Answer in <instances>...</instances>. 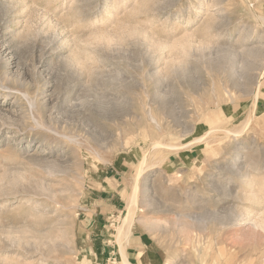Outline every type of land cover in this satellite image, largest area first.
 I'll return each instance as SVG.
<instances>
[{
    "label": "rangeland",
    "instance_id": "374dc122",
    "mask_svg": "<svg viewBox=\"0 0 264 264\" xmlns=\"http://www.w3.org/2000/svg\"><path fill=\"white\" fill-rule=\"evenodd\" d=\"M261 18L264 0H0V264H124L142 163L130 264H264ZM115 188L118 247L92 252L85 206Z\"/></svg>",
    "mask_w": 264,
    "mask_h": 264
},
{
    "label": "bare ground",
    "instance_id": "6f19581e",
    "mask_svg": "<svg viewBox=\"0 0 264 264\" xmlns=\"http://www.w3.org/2000/svg\"><path fill=\"white\" fill-rule=\"evenodd\" d=\"M221 19V18H220ZM262 20H264V18H261ZM208 26V25H207ZM210 29V28H209ZM261 45V44H260ZM246 51H248V53L250 54V53H252L253 51H254V49H252V48H248V49H246ZM184 54H186V53H184ZM186 56V55H185ZM182 58V57H181ZM183 60V59H182ZM228 60V59H227ZM78 61V60H77ZM232 61V60H231ZM213 65V64H212ZM184 66V65H183ZM182 67V66H181ZM231 70V69H230ZM231 71H233V69L231 70ZM232 74V73H231ZM230 74V75H231ZM234 75V71H233V74L231 75V76H233ZM26 98V97H25ZM27 100V99H26ZM33 101V100H32ZM28 106V105H27ZM30 106V105H29ZM32 108V107H31ZM162 112V111H161ZM152 117V116H151ZM151 119V118H150ZM152 120L154 121V123L155 124H157V122H156V120H155V118L153 117L152 118ZM173 124H176L175 122H173ZM41 125V124H40ZM157 126L159 127V125L157 124ZM175 126V125H174ZM157 128V127H156ZM191 130V129H190ZM183 132V131H182ZM187 132H189V131H184L183 132V134H186ZM179 134H181V133H179ZM233 134V133H232ZM235 135H237V134H234V136ZM238 136V135H237ZM63 137V136H62ZM235 138V137H234ZM70 140V139H69ZM197 141H199L198 139H197ZM201 141V140H200ZM199 141V142H200ZM75 142V141H74ZM154 146L153 147H158L159 146V144H153ZM172 148V147H171ZM233 157V156H232ZM232 159V158H231ZM246 164V163H245ZM143 172H144V163H142L141 164V166H140V168L138 169V171L136 172V174H135V176L133 177V179H132V181H131V187H132V192H133V194H132V196L131 197H129V198H127V211H126V215H125V217H124V219L122 220V224H121V226H120V229L118 230V234H117V244H118V246H119V251H120V253H121V261L124 263V264H130L128 261H127V259H126V256H125V254H124V252L122 251L123 250V248H122V245H121V240L123 239V238H126V237H128V235L131 233V229H132V226H133V221L135 220V218H134V214H135V212H134V206H135V194H136V192H137V190H138V188H139V186H141L140 185V182H141V179L143 178L142 176H143ZM20 178V177H19ZM247 182V181H246ZM145 183V182H144ZM147 189V188H146ZM196 194V193H195ZM253 196V195H252ZM238 197V196H237ZM248 198V197H247ZM190 201H191V198H190ZM194 202V201H193ZM231 214V213H230ZM244 215H245V213H244ZM244 215H242V213H240V214H237V215H233L232 216V221H231V225L230 226H235L236 228L237 227H239L240 226V224L239 223H241V221H245V218L247 219V217H243ZM231 216V215H230ZM181 217V216H180ZM183 218V217H182ZM185 219H186V217H185ZM175 220V219H174ZM173 220V221H174ZM177 220V219H176ZM183 220V219H182ZM190 220V219H189ZM229 220V219H228ZM227 220V221H228ZM248 220V219H247ZM187 221V220H186ZM178 222H180L179 223V225L180 224H182V226H184V227H187V228H189L188 230H196V229H198V227L200 228V226L201 225H203L204 223L203 222H200V221H198V222H193L191 225H188L189 223L188 222H191V221H188L187 223H185V221L184 222H182V221H178ZM246 222V221H245ZM146 223V222H145ZM174 223V222H173ZM177 223V222H176ZM175 223V224H176ZM174 224V225H175ZM177 225V224H176ZM178 225V226H179ZM253 225V224H252ZM225 226V225H224ZM154 227H156L155 226V224L153 223H151V225H150V228H153L154 229ZM256 227V225L254 224L253 226H252V228L251 229H254ZM149 228V229H150ZM206 228V227H205ZM157 229V228H156ZM256 229V228H255ZM155 230V229H154ZM178 230V229H177ZM194 230V231H195ZM177 232V231H176ZM199 232V231H198ZM205 232V231H204ZM188 236V235H187ZM235 236V235H234ZM29 237H31L30 236V232L28 231V230H23V231H21V232H19V235H18V237L17 238H15V242H26V240H27V238H29ZM34 237V240H35V242H36V244L37 245H41V244H44L45 243V241L48 239V237L46 238V237H44V236H33ZM201 238V237H200ZM193 240V239H192ZM197 239L195 238V241H196ZM21 242V243H22ZM194 242V241H193ZM197 242H198V240H197ZM20 243V244H21ZM16 244V243H15ZM27 244V243H26ZM18 245V244H17ZM28 245V244H27ZM233 245V244H232ZM196 248V247H195ZM225 251V250H224ZM224 253V252H223ZM215 258V257H214ZM231 258V257H230ZM235 259V258H234ZM237 261H238V259H237ZM240 261V260H239ZM219 264L218 263V261H215V263L214 264ZM241 263V262H240ZM239 263V264H240ZM139 264H140V262H139ZM227 264H237V263H234V262H232V260H229V263H228V261H227Z\"/></svg>",
    "mask_w": 264,
    "mask_h": 264
},
{
    "label": "crops",
    "instance_id": "0c3cea01",
    "mask_svg": "<svg viewBox=\"0 0 264 264\" xmlns=\"http://www.w3.org/2000/svg\"><path fill=\"white\" fill-rule=\"evenodd\" d=\"M117 186V185H116ZM116 188L112 190V192L104 191L106 192L108 198V203L103 204L105 208H103L100 212H93L86 207L85 211V218L83 225L85 227L90 226V234H89V247L92 252L94 251V245H105L103 248H100L101 251H104V248H116L118 247L115 244V241L113 243H110L106 240L104 230L106 229V225L110 220L115 219V214L118 209L114 206L121 203L120 198H116L114 194L116 193ZM103 201V200H102ZM120 202V203H119ZM104 203V201H103ZM93 247V248H92ZM145 248L142 235L138 234V230H134L131 232L127 239V243L124 249L125 256L128 262L135 261L137 259V256L139 252ZM99 249V248H98ZM95 254V253H94Z\"/></svg>",
    "mask_w": 264,
    "mask_h": 264
}]
</instances>
